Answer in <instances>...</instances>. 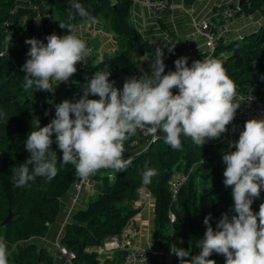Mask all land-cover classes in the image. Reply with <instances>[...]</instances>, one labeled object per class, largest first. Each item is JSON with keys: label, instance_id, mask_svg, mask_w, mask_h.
<instances>
[{"label": "trees", "instance_id": "16d2710c", "mask_svg": "<svg viewBox=\"0 0 264 264\" xmlns=\"http://www.w3.org/2000/svg\"><path fill=\"white\" fill-rule=\"evenodd\" d=\"M14 1L0 0V239L7 243L9 264H54L47 250L38 248L30 240L46 236L60 214L61 199L69 194L78 174L74 165L61 163L62 153L53 142L50 150L57 152V176L50 181L36 177L26 185L16 187L12 169L30 158L25 147L26 137L36 130L35 119H39L40 127H44L55 118L56 105L64 100L78 102L83 95L82 89L94 73L108 69L109 81L118 89H122L130 75L139 77L141 70L149 73L157 48L145 41L132 25V4L128 0H76L112 35L116 46L113 56L107 54L95 59L93 51L89 67L85 70L76 68V73L55 87L53 93L34 89L25 91L21 68L29 58L27 52L30 48L25 41L35 38L46 45L47 36L66 35L67 31L60 28V23H72V34L79 36L82 34H76V28L84 22L72 8L73 0H33L42 10L40 14L27 8L13 13ZM182 1L186 6L195 2ZM237 8L239 15L260 14L264 17V0H244ZM69 14L75 17L73 21L68 20ZM21 17L25 22L18 25L16 20ZM6 21L11 24L9 29L4 27ZM9 36L10 44L7 41ZM160 49L165 64L163 74H167L175 69L174 61L181 56L175 50ZM223 49L227 56L219 60L237 85V92L253 93L264 104V26L241 40L219 46L214 53L215 59ZM141 58L147 62H140ZM173 93L176 94L177 90L173 89ZM88 98L99 97L89 95ZM52 139L55 141V135ZM181 139L182 147L178 150L172 149L163 138L154 140L146 130H137L125 141L124 156L131 157V165L122 172L101 169L94 177L96 194L85 209L73 213L70 224L65 227L60 245L74 255L72 264H101L89 249L102 246L112 236H120L138 213L133 203L140 199L143 191H148L155 200V238L160 257L168 253L176 238L186 244L187 259L199 255L201 249L196 245L206 231L204 218L211 216L209 224L216 230L222 213L229 218L235 215L231 211L234 205L231 188L223 184L226 165L222 160L223 155L235 149L207 144L200 147L190 138ZM28 167L31 170L33 165ZM146 168L157 172L147 186L143 184ZM177 173L187 174V180L172 199L169 182ZM261 203H264V189L252 203L254 213L259 211ZM170 213L174 216L172 223L168 218ZM9 214L11 217L1 225ZM124 254L116 251L111 260L102 264H121ZM208 259L225 264L223 255L213 253ZM174 260V264H180L177 257Z\"/></svg>", "mask_w": 264, "mask_h": 264}, {"label": "clouds", "instance_id": "9594fccd", "mask_svg": "<svg viewBox=\"0 0 264 264\" xmlns=\"http://www.w3.org/2000/svg\"><path fill=\"white\" fill-rule=\"evenodd\" d=\"M72 8L84 23H99L76 0ZM74 19L69 14L68 20ZM59 26L67 34L47 36L46 45L35 38L25 41L30 45L29 58L21 68L25 91L53 93L55 87L76 73L75 65L91 54L86 41L72 34V23ZM7 41L10 44L11 36ZM187 62V57H180L174 61L175 71L163 74V50L157 48L151 73L141 70L139 77L127 78L122 89L109 81L108 69L94 73L78 102L64 100L56 105L55 118L44 127L35 119L36 130L25 140L30 158L12 169L16 187L36 177L50 181L57 176V152L50 150L53 142L62 153L61 163L74 165L79 177L91 187L90 178L99 170L122 172L131 165V157L124 156V144L137 130H146L154 140L163 133L164 142L174 150L182 147L181 137L190 138L200 147L206 140L219 138L240 107L236 102L237 85L219 59L193 61L190 67ZM89 95L99 98L89 99ZM230 147L235 151L222 157L226 165L223 184L231 188V211L235 215L229 218L222 213L216 230L209 224L211 216H206L204 237L196 245L201 249L199 255L187 259L189 251L172 247L180 264H216L208 259L213 253L223 255L225 264H264V203L256 213L251 208L264 189V119L246 121L238 141ZM28 165H33L31 170ZM156 175L155 169L146 168L143 184H150ZM8 255L7 243L0 239V264H9Z\"/></svg>", "mask_w": 264, "mask_h": 264}, {"label": "crops", "instance_id": "0c3cea01", "mask_svg": "<svg viewBox=\"0 0 264 264\" xmlns=\"http://www.w3.org/2000/svg\"><path fill=\"white\" fill-rule=\"evenodd\" d=\"M115 2V0H110ZM172 5L184 7L187 13L180 11L173 7L172 9L163 13V15L155 20L149 11L139 5H131L130 20L132 25L137 29L139 34L152 46L156 48H172L179 53L181 57L188 58V66L200 58L205 52V43L201 37L194 34L191 26V18L211 17L212 11L217 7H227L233 11L232 19L225 25H221L218 31L219 46H225L233 41L241 40L246 35L256 32L260 27L264 26V17L260 14V19L257 22L252 21V16L246 17L239 15L236 8L241 0H195L190 6L183 4L182 0H171ZM171 3V2H170ZM90 29H94L89 30ZM102 25H89L83 23L76 28V34L87 36L92 44L96 45L94 52L95 59H101L104 55H110L116 49L114 40L110 33H101ZM101 33L98 37L94 35ZM174 46V47H173ZM227 52L223 49V53L217 59L225 58ZM139 60L140 62L142 61ZM172 71H175L173 69ZM151 73V70L148 71ZM135 76L130 75L128 78ZM241 93L237 92L236 102L239 103V96ZM251 119H264V116L253 117ZM250 120V119H248ZM239 131L230 133H222L217 139L206 140L204 144L210 146H226L228 150H234L230 144H234L239 139V134L244 130V124ZM228 126V125H227ZM160 138H163V133H158ZM95 187V186H93ZM96 194V190L91 188L85 190L81 194V199L78 204V209H85L90 199ZM67 195L61 199L60 214L56 222L50 225L46 236L44 238H33L30 240L38 248H45L47 252L53 257L54 264H68L61 257L59 252L54 248V242L60 241L65 227L70 224L72 215H67L68 209ZM155 200L148 191H143L140 199L133 203V208L138 210V213L128 222L125 229L122 231L118 238V242L125 249L151 251L157 253V243L155 238V213H154ZM182 241V243H181ZM183 248L187 251V246L180 238H176L169 246L168 252H172V247ZM91 253L97 255L98 261L102 264L106 260H111L117 251L116 245L105 240L102 246L98 248L89 249ZM175 256V254H174ZM176 258V256H175ZM161 257L157 253L150 263H137V264H160Z\"/></svg>", "mask_w": 264, "mask_h": 264}, {"label": "built area", "instance_id": "2783aa9c", "mask_svg": "<svg viewBox=\"0 0 264 264\" xmlns=\"http://www.w3.org/2000/svg\"><path fill=\"white\" fill-rule=\"evenodd\" d=\"M132 5H139L146 8L152 17L157 20L159 19L164 12L172 9L173 7L179 9L182 12L187 13L184 7L178 5H172L168 0H128ZM20 8L35 9L34 11L37 14H40L42 10L36 6L33 0H15L13 6V13ZM239 9L237 8L236 11ZM42 15V14H41ZM39 16V15H37ZM233 17V11L227 7H217L212 11L211 17H201V18H191V26L193 28L194 34L198 37H201L205 43V52L204 54L196 59L203 60L207 58H215L214 53L219 47V35L217 29L221 25L227 24ZM25 22V18L21 17L16 20L18 25H21ZM11 26L9 21L4 23V27L9 29ZM79 38L86 41V44L89 48L92 49L91 54L93 53L92 42L89 38L79 35ZM90 54V55H91ZM90 55L84 60V62L77 63L75 67L79 70H85L89 67ZM192 64V63H191ZM189 65V67L191 66ZM240 107L235 113L234 120L227 126V131L233 133L241 129L242 122L244 120L251 119L253 117L264 116V104L259 100V98L250 92H246L239 96ZM100 172V170L90 178L91 187L94 186V177ZM187 180V174L177 173L172 177L169 182V190L171 198L174 199L178 194L180 188ZM89 182L83 180L78 175V179L72 184L71 190L68 194V209L67 215H72L78 210V204L81 199V194L91 188ZM170 222H174V216L170 213L168 215ZM117 236H112L108 241L116 245L117 251H123L125 254L122 257L121 264H137V263H150L155 256V252L143 251V250H134V249H125L118 242ZM54 248L59 252L61 257L65 260L66 263L72 264L74 255L67 251L63 246L60 245V241L54 242ZM175 256L173 252H168L161 257L160 264H174ZM216 264H220L219 262Z\"/></svg>", "mask_w": 264, "mask_h": 264}, {"label": "rangeland", "instance_id": "374dc122", "mask_svg": "<svg viewBox=\"0 0 264 264\" xmlns=\"http://www.w3.org/2000/svg\"><path fill=\"white\" fill-rule=\"evenodd\" d=\"M91 30L93 31L94 29H91ZM99 32H101V33H102V32H103V33H107V30H105L104 28H102V30H100ZM101 33H97V34H95L94 36H95V37H98ZM96 48H97L96 45L93 44V51H94V52H95V49H96ZM221 53H223V51H222ZM108 56H113V53H111V54L108 55ZM94 58H95V57H94ZM142 61L147 62L146 59H144V58L142 59ZM144 62H143V63H144ZM92 63H95L94 60L92 61ZM241 128H242V127H241ZM239 130H240V129H239ZM239 130H237V131H239ZM227 132H228V131H227ZM235 132H236V131H235ZM93 182H94V181H93ZM91 188L95 189V187H93V186H92ZM91 188H90V189H91ZM93 197H94V196H93Z\"/></svg>", "mask_w": 264, "mask_h": 264}, {"label": "water", "instance_id": "95a60500", "mask_svg": "<svg viewBox=\"0 0 264 264\" xmlns=\"http://www.w3.org/2000/svg\"><path fill=\"white\" fill-rule=\"evenodd\" d=\"M243 1H244V0H241V1H239L238 3L240 4V3H242ZM259 19H260V15H259V14H255V15L252 16V21H254V22H257ZM89 30H91V29L89 28ZM10 217H11V214H9L8 217H7L5 220L1 221V225H4V224L8 221V219H9Z\"/></svg>", "mask_w": 264, "mask_h": 264}]
</instances>
